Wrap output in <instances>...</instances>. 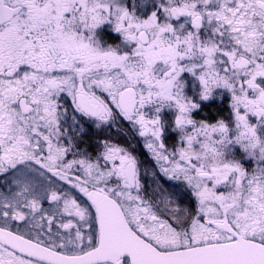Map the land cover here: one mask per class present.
Returning a JSON list of instances; mask_svg holds the SVG:
<instances>
[{
  "label": "snow or ice",
  "instance_id": "obj_1",
  "mask_svg": "<svg viewBox=\"0 0 264 264\" xmlns=\"http://www.w3.org/2000/svg\"><path fill=\"white\" fill-rule=\"evenodd\" d=\"M0 264H264V0H0Z\"/></svg>",
  "mask_w": 264,
  "mask_h": 264
}]
</instances>
